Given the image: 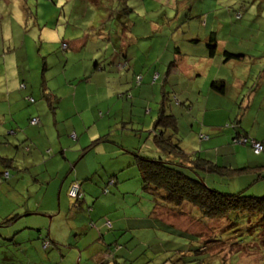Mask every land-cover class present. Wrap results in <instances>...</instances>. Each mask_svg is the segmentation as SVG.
Wrapping results in <instances>:
<instances>
[{
	"label": "rangeland",
	"instance_id": "rangeland-1",
	"mask_svg": "<svg viewBox=\"0 0 264 264\" xmlns=\"http://www.w3.org/2000/svg\"><path fill=\"white\" fill-rule=\"evenodd\" d=\"M212 35L216 39V52L209 58L206 44ZM111 36L114 41L110 39ZM75 37H80L83 43L77 51L69 48L64 52L68 57L66 63L67 58L61 52V42L70 41ZM190 37L197 38L198 42L190 43L187 41ZM117 38L119 44L121 40H126L124 46H119L120 49L116 47ZM0 41H3V45L0 42V67L3 50L7 54L4 58L7 74L5 78L8 79L0 74L2 80L0 88L6 86L11 97L8 100L11 105L10 114L4 113L3 116L4 109L0 110V132L2 131L3 138L0 140V152L7 151L14 156V165L7 168L10 177L0 180V218L25 214L28 210L40 212L42 210L40 202L46 187L44 183L40 190L36 187L37 184L34 185L32 174L31 177L24 175L30 172L33 154L25 147L24 137L19 139L18 136L9 135L10 126H15L13 129L17 130L14 132H19L20 129L14 119H24L25 123L31 126L28 120L33 118L58 120L96 117L100 119L97 130L91 129L86 136L89 139L84 144L89 145L95 141L97 137L89 136L98 132L104 124L105 131L100 133L101 137L107 140L100 143L104 146L100 147L104 153L108 152L106 145L116 141L120 145L117 146L121 150L120 153H125L124 158L126 156L133 158L135 152H143L154 157L155 155L148 153V147L150 146L155 153L152 141L154 123L162 94L169 92L168 106L179 125L181 148L188 151L202 150L203 154L214 153L216 149L210 148L211 140L200 141V136L205 137L210 132V128L206 127L202 119H207L204 118L205 101L215 73L223 78L228 77L229 81H220L225 89L223 94L210 93V97H216L214 98L216 104L220 102L221 109L231 113L230 119H235L238 114L247 113V117L259 113V119H264V0H0ZM180 44L181 51L178 57L187 54L183 57V67L192 68L191 75L197 76L194 87H191L192 83H187L184 77L174 76V70H177L179 65H174L179 63L174 47ZM65 45L67 47V44ZM225 51L242 56L225 63L223 55ZM243 51L250 55L244 54ZM205 54L207 58H202ZM123 55L127 57L131 66L127 70L117 66V63V67L112 65L124 58ZM95 62L104 72H101L100 77H92V86L87 90L89 84L85 83L87 81L84 78L91 76L88 69H92ZM2 72L0 69V73ZM135 75L143 77L141 82L143 86H140L142 88L136 86ZM75 76H79L78 79H73ZM154 76L157 79L154 80ZM19 82L27 86L26 92L19 89ZM41 83L55 91L46 92L53 95L50 101L42 94ZM170 84L175 85L174 90ZM202 87L204 91L200 93ZM72 94L73 97L70 96ZM59 99L57 114L52 115L50 112L57 107ZM210 100L213 101L212 98ZM212 101L207 104L208 112L212 111V106L216 109L215 102ZM59 123L67 126L64 120H60ZM227 123L228 120L226 123L224 121L223 129ZM231 126L234 129L235 126ZM9 137H14L16 141L11 144V148H6L5 143L1 142ZM239 150L241 151L234 156L236 163L247 158L248 149L240 147ZM261 157H264V154ZM5 169L0 165V171ZM128 173L129 180L125 181L127 184L123 182L119 186L120 189L126 190L127 185L131 191L125 192V203L121 202L120 197V201L115 204L118 206L115 214H121L123 227L128 226L124 223L125 216L145 209L143 216H146L153 205L152 197L140 191L137 171L130 167ZM126 174L123 172L120 175ZM68 176L72 175L69 173ZM110 176L109 171L92 170L89 173V178L95 181ZM216 183H219L215 185L222 191L231 190L226 181L218 180ZM87 185L89 184L83 187L85 193L89 191ZM100 185L103 187L104 183ZM107 189L110 193L100 194L97 199L103 206L98 208L96 213L97 215L106 213L108 220H111L113 214L107 211L108 205L116 201L112 198L115 190L110 189L108 185ZM61 193L58 198V190L54 191L56 201L54 219L59 223L58 233L64 238L68 234L72 237L74 236L72 222L86 225L87 210H75L72 206L73 201L66 196L65 189ZM70 203L71 206H68ZM91 204L92 202L89 206ZM194 212L197 213L196 210ZM46 219L49 218L38 215L23 216L17 221L18 224L15 223L17 225L0 229V236L7 237V234L12 235L19 231V228L26 226V220L46 223ZM55 226L50 229V233ZM30 231L34 239L26 248L28 253L24 251L25 248L16 251L17 246L11 239L8 243L5 242L7 247L3 249L5 254H2L3 251L0 252V257L8 256L0 260V264H43L39 263V260L43 257L42 251L47 250L44 249L45 242L48 245L50 243L47 237L39 235L40 230L31 228ZM44 232L45 230L41 234L45 235ZM148 232L136 233L138 234L136 239L144 243L142 245L146 251L143 255L150 257L152 253H149L147 246L151 244L149 241L152 237ZM194 232L201 236V240H205L221 231L218 224L210 222L206 227ZM23 233V238H27L28 232L26 231L24 235ZM130 236L128 235V239ZM43 241L44 245L41 246ZM208 243L209 248L204 251L210 254L209 258L214 259L212 261L206 259L201 264H264L263 255L258 257L254 256L255 254L249 255L250 253L232 255L231 247L226 241ZM1 244L3 242L0 239ZM133 246V240L129 241L128 251ZM133 248L134 261H137V264H144L143 255L140 254L143 249L141 245ZM154 251L159 253L157 249ZM154 253V256L157 255ZM171 254L161 252L158 254L159 257L147 264H159ZM204 256L202 254L198 259L202 261Z\"/></svg>",
	"mask_w": 264,
	"mask_h": 264
},
{
	"label": "trees",
	"instance_id": "trees-1",
	"mask_svg": "<svg viewBox=\"0 0 264 264\" xmlns=\"http://www.w3.org/2000/svg\"><path fill=\"white\" fill-rule=\"evenodd\" d=\"M110 39L114 41L112 36ZM192 41L196 43L198 39H193ZM64 44L65 43H61V52L66 51V45L64 46ZM119 46L120 44L118 42L116 47L120 49ZM206 46L208 50L207 57H213L216 52V39L213 35L209 36V41ZM174 51L176 55H179V47H174ZM223 55L225 63L231 59L240 58V55L232 54L227 51H225ZM126 58L127 57L121 58L118 61H121V65H119L120 68H125L127 70L131 66L128 64ZM116 63L117 62H114L112 65L116 66ZM99 66L100 65L95 62V68L98 69ZM133 73H135V71H133ZM157 77L155 78L154 76V80L157 79ZM142 81L143 77L141 75L134 76L136 86L140 87ZM211 87L217 89V87L220 86H218L216 82H212ZM43 95L47 97V101H50L52 97L50 94L44 92ZM166 95L167 98H165ZM168 96L169 92H164L162 94V101L158 106L157 119L155 120L152 132V141L156 150L155 156L151 157L145 153L141 154L135 152L133 154V162L127 167H133L137 171L140 191L143 194L150 195L153 199L151 210L148 211L146 216H143L145 209L141 212L137 211V213L134 214V217L137 216L138 218L128 220L127 224H129L128 226L131 229H127L128 232H126L125 235L131 236L129 239L127 237V244L131 240H133L135 247L140 244L143 248L140 254L143 255L146 249L144 245H142L144 243L136 239L138 235L136 233L149 231L148 234H151L152 239L149 241L151 244L147 246V249L149 253H152V256L147 257L143 255V259L145 260L144 264L152 262L156 257H159L158 254L161 252H169L172 254L165 257L159 264H201L206 259H208V261L211 259L209 258L210 254L204 251L209 248L208 241H218L222 243L226 241L231 247L232 255L234 253L238 255L250 253L249 255L255 254L254 256L257 255V257L258 255L264 256V157L259 158L260 163L258 164L232 168L207 159L201 151L184 150L180 146L181 138L178 133L176 117L169 110ZM126 97L128 98V95ZM55 101L57 102V99H55ZM31 120L32 119H29L30 124ZM226 125V128H230L235 133L234 137L236 136L234 139L232 138L233 141L231 140V143L233 142L249 147L254 155L261 156L264 154V141L255 140L245 135V131L241 124V127L239 126L238 121H231ZM231 125L235 126L234 129ZM235 128L238 131H235ZM241 139H245V143H239L238 141ZM106 141L105 137H98L83 149V153L85 154L94 147L101 145L100 143ZM251 141L259 142L263 147L262 151L255 154L250 144ZM123 154L120 155L123 157ZM111 158L112 165H115L118 161V157ZM13 162V159L0 157V165L6 168L5 171L0 172V178L2 180L5 179L2 178L4 173H8V177H10L7 168H10ZM125 171H127L125 168L120 169L119 172L109 171V173H111L110 178L103 177L100 181L91 180L89 177L82 180V182H90L100 190L97 197L91 201L92 204L90 206L86 205L84 208L87 210L86 215L89 225H94L93 222L98 218L96 212L98 209L97 206L100 207V203H98L97 200L99 195L110 193L107 189V185L110 186V188H114L115 191L113 194L115 197L120 195V193H118L119 185L129 179L121 176L122 180H118L117 174H121ZM98 172L106 171L101 169L98 170ZM218 180L221 182L226 181V183L231 186V190L222 191L218 189L215 185L219 184L216 183ZM101 183H104V185H102L103 187H101ZM72 184L78 185L79 195L75 198H71L69 195L68 197L73 201L72 206L78 209L83 206L84 193L80 183L75 181L69 185L68 191ZM115 204L116 203L113 205L118 210V206ZM194 210H196L197 213H195ZM19 218L20 215L16 214L0 218V229L9 228V226L14 224ZM210 222L218 224L221 232L215 236L213 235L210 239L201 240V236L194 231L206 227ZM103 224L107 227L110 222L105 218L103 219ZM15 225L16 224H14V226ZM132 227L134 231H130ZM111 228L112 226H109L106 229L110 230ZM15 233L19 234V231H15L12 237L9 238H7L9 234H7V237L4 235L0 236L3 242V244L0 245V249H2L0 252L7 248L5 242L8 243L11 239L15 243V246H17V248H15L16 251L22 249L21 246L23 242L14 241ZM28 241L29 240H27V242ZM136 241L138 242L135 245ZM43 245L44 241L41 243V246ZM172 245H174V247ZM126 246L128 249V245ZM45 247H49L48 244L44 245V248ZM133 247L129 255L132 258H130V263L133 262L132 264H137V261H134L135 257L132 255ZM170 247H173V249ZM155 249L158 250V254L154 253ZM153 253L157 255L154 256ZM2 254H5V252L3 251ZM192 254L195 259L192 257ZM202 254L205 256L201 261L198 258L201 257ZM103 255L107 256L104 259L105 263L117 264L114 262L115 256L112 247H108ZM7 257L6 255L1 256L0 260ZM213 259L214 258H212L211 261Z\"/></svg>",
	"mask_w": 264,
	"mask_h": 264
},
{
	"label": "crops",
	"instance_id": "crops-1",
	"mask_svg": "<svg viewBox=\"0 0 264 264\" xmlns=\"http://www.w3.org/2000/svg\"><path fill=\"white\" fill-rule=\"evenodd\" d=\"M195 40L197 38H189L190 43H193L192 40ZM1 45H3V41ZM44 42V41H43ZM61 43L67 44L66 51L70 48L74 51H77L78 48H80V45L83 43L81 41L80 37H75L72 40H62ZM124 43H126L125 39L120 41V45L124 46ZM179 51H181L180 47L181 44L178 46ZM244 52V51H243ZM10 53V52H8ZM62 54H65L62 52ZM244 54H248L247 52H244ZM7 55L3 50L1 52V61H2V67L0 69L3 70L2 75L3 78L7 76L6 71H5V58ZM184 56L187 54H183ZM242 56L241 54H238ZM12 56V55H11ZM67 60L66 63H68V57L65 54ZM177 58H179V63H175L174 65H178L177 70H174V76L175 77H184L185 80L188 82H191L192 85L191 87H194V83L196 82L195 77H197L195 74H192V68L189 67H183L182 61L184 60V56L178 57L179 55H175ZM5 57V58H4ZM10 57V56H8ZM260 57V56H257ZM254 57V58H257ZM27 58V57H26ZM202 58H207L206 54ZM65 63V64H66ZM121 65V61H117V66ZM123 65V64H122ZM101 72L103 73L104 70L101 69L99 66L98 69L95 68V64L93 65L92 69H88V74H91L89 77H85L84 80L87 81L85 83L89 84L87 86V90L91 88V80L92 77H100ZM136 73V71H135ZM79 76L73 77V79H78ZM2 78V79H3ZM213 81L216 82L218 86L217 89H214L213 87H209V95L206 98L205 101V109H204V118L207 117V119H202L203 123L206 125V127H209V133L205 137L200 136V141L203 139H207L206 142L211 140V146L210 148L216 149L214 153H206L204 156L218 164L236 168L244 165H255L260 163L261 156L260 155H254L251 151V149L247 146H243L241 144L237 145V143H231L232 138L234 139L235 133L230 129L224 127L222 128V125L225 121V123L228 120L229 122H234L238 121L239 126L241 124L243 130L245 131L244 134L249 136L252 139L255 140H261L264 141V119H259V113L257 114H252L248 116V113L246 115L243 114H238L235 119H230L231 113H228L226 111H223L220 107V102L217 103L215 101L216 97L213 98V96L210 97V93L212 94H223L225 89L224 85L220 81H225L228 82L229 78L228 77H221L218 76V73H215L213 75ZM8 80L7 78H5ZM1 80V79H0ZM2 80L0 81V83ZM8 83V81H7ZM42 84V92H55L54 90L50 89L47 85L45 86L44 83ZM64 84V82H63ZM212 84V83H211ZM143 86V85H141ZM170 86L173 87L175 86L174 84H170ZM206 86V84H204ZM18 87L20 90H27V86L24 83L18 84ZM190 87V88H191ZM142 88V87H140ZM204 87L200 89V93L202 92ZM199 89V88H198ZM3 90L4 92H1ZM77 90V88H76ZM75 90V94H76ZM174 90V89H173ZM204 91V90H203ZM0 103H2L1 108L3 110V116L5 115L4 113L10 114V92L7 91V87L4 86L0 88ZM26 92V91H25ZM58 92L62 93L60 90ZM42 93V94H43ZM205 93V92H204ZM53 97V95H51ZM70 96H74L73 94ZM210 98L213 99L215 102V107L212 108V111L208 112L207 104L211 102ZM212 101V102H213ZM60 99L58 101L57 107L54 108V110H51V114L55 115L56 109L58 108ZM219 105V106H218ZM5 106V108H4ZM184 106V104H183ZM1 114V113H0ZM219 117V119H217ZM227 118V119H226ZM38 119V122L36 124H30L29 126L24 119H14L16 125H19L20 129L19 132H14L17 129H13L15 126H10L9 128L11 130L8 131L10 136L17 137L19 139L23 138V141H25V147H27V150L32 151L33 158L31 160V166L29 169L30 172L28 171L27 174H24L26 176H30L31 174L34 178V185L37 184L36 187L40 188L42 190L43 184L45 183V191L42 195V200L40 202V205L42 206V210L38 212V210H32V211H26L25 214H19L20 218L21 217H27L29 215H38L39 217H45L46 216L49 219H46V223H42L40 221H27L25 225L22 228H19V234L15 233L14 240L16 242H23L21 248H25L24 251H26V248L29 245H31L32 240L34 239L33 233L30 231V229H35V230H40L39 235L42 237H47L48 241L50 244L48 245L49 247L46 251H42V258L39 260V263L43 264H107L104 262V259L107 256H104V252L108 247H112L114 249V262L117 264H132L133 262L130 263V254L131 250L128 251L127 249V237L128 235H125L127 229H131L129 226L123 227L122 224V216L120 213L115 214V211H117V208L113 205L114 203H117L120 201L121 197V202L125 203V192H130L131 190L127 188L126 190H123L122 188L120 189L119 187V192L120 195L117 197L113 196V199H116V201L111 202L108 205L109 210L107 211L108 213H112L113 216L111 220H108V215L106 213H101L98 215V218L96 222H93L94 225L90 224L89 222L86 225H80L77 224L76 221H73L72 224V229H74V236H68L64 238V236L59 232L58 226L59 223L55 221V204L56 201H54V191L58 190V198H60V193L63 192V189H65V193L67 194L68 187L72 182H79L82 188V191L84 193V198H83V206L81 208H74L75 210H83L86 205H89L92 201V196L94 198L97 197L99 194V190L93 186L90 182H82L83 179L89 177V173L92 172V170L98 171V170H105V171H116L119 172L120 169L125 168L127 171H125L127 174L124 175V178L129 177V168L130 164L133 162V158L130 156H126V158L122 157L120 154V148L117 146H120L118 142H113L111 144H107L106 148H108V152L104 153L101 151V148H104L103 145L96 146L92 150L86 152L85 154L83 153V149L88 146V144H84L88 141L89 138H86L88 133L93 130H97V125L98 121L100 119ZM64 120L67 122V126L65 125H60L59 121ZM67 120V121H66ZM29 122V120H28ZM11 125V124H9ZM104 126V124H103ZM100 127L98 129L99 131L91 134L89 137L94 138V137H101L100 133L105 131L104 127ZM240 126V127H241ZM7 127V126H6ZM22 127V128H21ZM178 131L179 125L177 123ZM237 129L235 128V131ZM238 131V130H237ZM73 133L75 135L74 138H72L70 135ZM97 133V134H96ZM179 133V132H178ZM83 135V136H82ZM14 137H9L6 139L5 145L6 148H11V144L15 143V138ZM231 137V139H230ZM2 138V131L0 132V140ZM230 139V140H229ZM117 140V139H116ZM182 140V138H181ZM216 143V141H218ZM118 141V140H117ZM230 141V142H229ZM233 141V140H232ZM99 147V148H98ZM101 147V148H100ZM247 148V158L240 163H236L234 160V156L238 154L239 148ZM155 150V149H154ZM202 151V150H201ZM0 152L1 157H7L9 159L14 160V156L9 154L7 151ZM243 152H245L243 150ZM148 153L155 155L154 151H152L151 147H148ZM128 154V153H127ZM141 154H144L143 152ZM148 155V154H146ZM97 156V158L95 157ZM12 157V158H10ZM109 157V158H108ZM111 157H118L117 163L112 165V158ZM108 159V160H107ZM14 165V162L12 163L11 167ZM68 170V171H67ZM5 171V170H2ZM0 171V172H2ZM9 171V170H8ZM10 172V171H9ZM72 176H68V174ZM121 173V172H120ZM10 174V173H9ZM119 175V176H118ZM117 179H121V175L118 173L117 174ZM128 181V180H127ZM87 185V188L89 191L87 193L84 192L83 187ZM124 184H127V182ZM111 189V188H110ZM124 193V194H123ZM62 194V193H61ZM87 194L89 196H87ZM122 194L124 195V198H122ZM68 196V194L66 195ZM60 201V209H61V199ZM98 203H100L98 201ZM71 206V203L68 205ZM103 206L100 203V207ZM97 206V208H100ZM10 208V206H9ZM13 209V208H12ZM27 209V208H26ZM19 213V212H17ZM19 218V219H20ZM107 219L110 224L109 226H112L110 230L106 229L109 226H105L103 224V219ZM135 218H138L137 216L134 217V214H130L128 216H125L124 223L127 224L128 220H133ZM17 219L16 222L19 220ZM15 222V223H16ZM14 223V224H15ZM121 223V225H120ZM14 224H12L9 227H13ZM18 224V222H17ZM16 224V225H17ZM55 226V229L52 230V233H50V229H52ZM129 225V224H127ZM21 229V230H20ZM43 230H45L44 234ZM26 231L28 232V237L23 238V235L26 234ZM134 231L133 227L132 230ZM9 237H12L10 234ZM27 240H29L27 242ZM31 240V242H30ZM33 247V246H31ZM61 247V249H59ZM44 248V249H46ZM22 250V249H21ZM65 250V251H63ZM28 253V252H27ZM26 253V254H27ZM46 253H49L48 255L45 256ZM132 259V258H131ZM93 262V263H92Z\"/></svg>",
	"mask_w": 264,
	"mask_h": 264
},
{
	"label": "built area",
	"instance_id": "built-area-1",
	"mask_svg": "<svg viewBox=\"0 0 264 264\" xmlns=\"http://www.w3.org/2000/svg\"><path fill=\"white\" fill-rule=\"evenodd\" d=\"M65 46V44H64ZM30 101H32V99H30ZM38 122V119H32L31 120V124H36ZM72 138L75 137L74 134L71 135ZM239 143H245V139H241L238 141ZM252 148H253V152L255 154H258L259 152L262 151L263 147L262 145L259 143V142H256V141H251L250 142ZM2 178H8V173H4V176ZM1 180V178H0ZM68 195L71 197V198H75L79 195V187L77 184H72L69 191H68ZM47 244V242H45V245Z\"/></svg>",
	"mask_w": 264,
	"mask_h": 264
}]
</instances>
